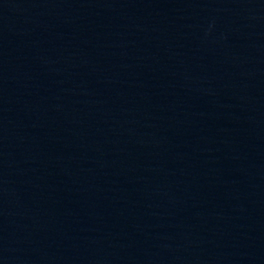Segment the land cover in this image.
I'll list each match as a JSON object with an SVG mask.
<instances>
[{
	"label": "water",
	"instance_id": "1",
	"mask_svg": "<svg viewBox=\"0 0 264 264\" xmlns=\"http://www.w3.org/2000/svg\"><path fill=\"white\" fill-rule=\"evenodd\" d=\"M0 264H264V0H0Z\"/></svg>",
	"mask_w": 264,
	"mask_h": 264
}]
</instances>
